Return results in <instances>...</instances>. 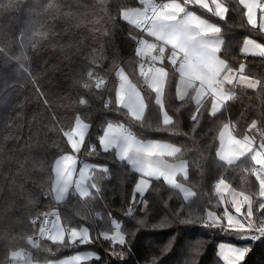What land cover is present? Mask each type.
Returning <instances> with one entry per match:
<instances>
[{
    "label": "trees",
    "instance_id": "1",
    "mask_svg": "<svg viewBox=\"0 0 264 264\" xmlns=\"http://www.w3.org/2000/svg\"><path fill=\"white\" fill-rule=\"evenodd\" d=\"M142 1L148 0H0V264L19 250L41 263L85 249L100 255L86 264H226L218 249L223 242L248 248L240 264H264V228L229 226L226 208H233L216 189L223 180L248 194L253 218L262 222L254 158L249 153L228 164L219 159L218 149L227 123L235 136L250 135L258 147L264 146V56L242 52L247 37L264 44V32L248 23L239 0H221L228 10L224 19L198 5L189 7L220 26L225 40L220 55L227 68L243 71L259 84H233L230 100L212 114L210 97L200 106L193 91L178 99V67L166 54L163 107L172 118L167 124L156 93L143 87L136 41L146 35L122 17L124 9H136ZM121 70L143 87L147 106L139 120L116 101ZM77 118L89 125L78 158L92 166L90 194L81 199L72 191L57 202L52 194L54 162L75 153L67 132ZM111 123L124 124L140 140L177 146L173 158L188 164L187 176L177 180L193 190L192 198L186 200L162 178L150 179L143 196L135 194L142 176L114 149L100 147L102 132ZM45 210L58 211L66 227L88 228L93 242L44 239L30 248L26 238L37 231ZM208 212L220 221L210 222ZM116 223L123 244L95 238L113 232Z\"/></svg>",
    "mask_w": 264,
    "mask_h": 264
},
{
    "label": "crops",
    "instance_id": "2",
    "mask_svg": "<svg viewBox=\"0 0 264 264\" xmlns=\"http://www.w3.org/2000/svg\"><path fill=\"white\" fill-rule=\"evenodd\" d=\"M152 1L148 0L146 2ZM190 1V4H185L183 0H168L169 7L158 11L150 18L148 29L145 32L146 37L142 38L141 46L136 51V55L140 57L141 61L151 58L155 60L156 65L152 66L141 62L140 71L145 77L143 87L146 86L153 90L156 93V101L163 107L164 85L168 71L162 63L165 59L164 56L167 54L171 63L176 65L179 71L177 82L178 99H185L193 91V100L197 106H200L205 99L210 97L213 100L211 113L215 114L230 100V86L239 84L253 88L252 86L257 87L259 83L256 79L244 74L243 71H234L227 68L226 61L220 55L225 42L220 34V26L189 9L191 6L198 5L210 12L213 11L218 17L224 19L227 16L228 10L222 1ZM239 2L246 9L248 23L254 27L258 26L264 32V0H239ZM148 14L145 5L136 9H124L122 11V17L125 21L137 28L139 24L145 22ZM242 52L247 55L264 56V44L247 37ZM247 78L253 80L249 81ZM143 87H138L123 70L119 72L116 101L121 107L127 109L132 117L138 120L143 117L147 106L142 91ZM164 114L166 112L163 107L162 116ZM170 119L172 121L171 117ZM163 120L167 124L171 123L166 122L164 116ZM229 125L232 129V125ZM88 130L89 125L83 119L77 118L73 131L67 132L71 148L75 153H67L54 162L52 194L57 202L65 201L74 187L77 189L74 182L79 181L81 178L75 179V175L82 168L78 155L82 150V144L88 134ZM70 132L74 134L71 140ZM102 133L99 140L100 147L105 151H112L114 149L120 159L128 162L131 168L142 176L141 180L145 179V190L150 185V179L162 178L168 184L177 186L182 191L186 200L192 198L194 195L193 190L177 180L179 175L187 176L188 169V164L185 160L173 158L179 151L177 146L159 140H140L130 131L126 130L122 123H111L104 128ZM245 139L247 142L256 144L255 139L250 135L246 136L243 140ZM256 147H258L257 144ZM262 147L264 148L263 145ZM87 165L90 164L88 163ZM257 166H255V173L257 175L260 174L264 179V174L260 172ZM90 167L92 170L91 165ZM258 167L260 168V166ZM141 180H139L136 187L141 183ZM78 188L76 191L79 194L77 195L81 199L89 195L83 184L78 186ZM216 189L220 198L221 196H228L230 198L234 210L239 211L241 206H239L238 202L241 201V203L245 202L246 205L250 206L252 212V200L248 194L244 195L235 188L230 187L223 180L217 183ZM228 211L229 209L226 208L225 219L229 224L233 222V218H230L231 216L228 214ZM251 212H248L249 216ZM216 217L218 221L214 220L212 223L220 221L217 215ZM208 218L209 212L207 214ZM115 225L113 233L100 232L95 238L98 241L100 239L110 241L112 246L118 243L123 244L125 237L119 229V224L116 223ZM47 239L53 243H62L66 239L78 240L84 245L93 242L88 228H72L70 235H68L66 226L61 222L57 223L55 230ZM99 258V253L92 249L78 251L73 255L56 261L41 263L34 261L32 254L26 250L11 253V259L14 264H86V262Z\"/></svg>",
    "mask_w": 264,
    "mask_h": 264
},
{
    "label": "rangeland",
    "instance_id": "3",
    "mask_svg": "<svg viewBox=\"0 0 264 264\" xmlns=\"http://www.w3.org/2000/svg\"><path fill=\"white\" fill-rule=\"evenodd\" d=\"M247 79L249 81L253 80L251 78H247ZM252 87L256 88L255 86ZM163 116L166 122H171L169 116H167L166 114H164ZM221 129L222 130L219 136L220 146L218 149L219 159L223 160L228 164L229 163L232 164L242 159V157L246 156V154L250 153L252 155V158L255 159L256 166L257 165L260 166V168L258 166L257 168L260 170L261 173L264 174V148L262 147V145L260 147H256V144L247 142L246 141L247 138L243 140L244 138L236 137L228 123L225 124ZM70 134H71V138H70L71 140L74 134L73 132H70ZM90 170H91L90 165L83 164L82 168L80 169V173L82 174L80 177L81 179L77 182H74L77 189H79L78 186H81L83 184V187L87 190V193H89L88 182L90 179L89 178ZM258 177L262 188V199L264 206V179L260 174L258 175ZM77 189H75L74 187L73 191L76 194H79L76 191ZM145 189H146V181L145 179H143L141 180V183H139L138 186L134 189V192H136L135 194H141L142 196L143 194L146 193ZM221 199L226 205L228 204L232 208V203L228 196H221ZM238 203L239 206H241L239 211L238 210L236 211V209L235 210L233 209V212L229 210L231 213L228 211V214L231 216L230 218H233V222H230L228 225L231 226L233 229L234 228L246 229V230L254 229L255 231L257 229L258 231L260 230L262 231L264 228V218L260 224L257 223L258 221H256L255 218H253V214L251 212L250 206L246 205L245 202H242L244 203L243 206L241 201ZM249 211L251 212L250 216L248 215ZM208 219L211 222H213L214 220H216V222L218 221L216 215L212 214L211 212H209ZM249 236L252 237V235ZM218 249L220 256L222 257L224 263L226 264H240L239 262L243 259V257L245 256L248 250L247 247L238 246L236 244L233 245L231 243H226V242L220 243Z\"/></svg>",
    "mask_w": 264,
    "mask_h": 264
},
{
    "label": "built area",
    "instance_id": "4",
    "mask_svg": "<svg viewBox=\"0 0 264 264\" xmlns=\"http://www.w3.org/2000/svg\"><path fill=\"white\" fill-rule=\"evenodd\" d=\"M185 4H190V0H183ZM142 5L146 6L148 17L146 18L145 22H142L139 24L138 28L142 33H145L146 30L148 29V23L150 21V18L153 16V14L157 13L158 11H162L167 9L169 7V2L168 0H153L152 2L147 3L146 1H142ZM141 40L142 38L139 37L137 39V45H136V51L140 48L141 46ZM142 63H147L152 66L156 65L155 60H152L151 58L144 59V61H141ZM100 82L96 83V86H99ZM124 128L128 130L125 125L123 124ZM81 163V166L83 164H88L86 160H79ZM80 170L79 172L76 173L75 179H80ZM60 221V214L58 211H51V210H45L39 220V227L37 228V231L28 236L26 238L27 240V245L30 248H37L40 246L41 242L44 239H47L48 236L55 230V227L57 226V223ZM67 234L70 235L72 231V227H66ZM7 264H14L12 259L8 260Z\"/></svg>",
    "mask_w": 264,
    "mask_h": 264
}]
</instances>
